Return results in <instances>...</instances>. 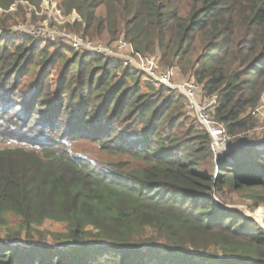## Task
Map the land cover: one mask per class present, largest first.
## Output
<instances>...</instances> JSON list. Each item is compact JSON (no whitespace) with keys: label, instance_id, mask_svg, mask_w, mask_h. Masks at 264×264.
I'll return each mask as SVG.
<instances>
[{"label":"trees","instance_id":"obj_1","mask_svg":"<svg viewBox=\"0 0 264 264\" xmlns=\"http://www.w3.org/2000/svg\"><path fill=\"white\" fill-rule=\"evenodd\" d=\"M18 1L43 0H0V9ZM56 1L63 16L79 15L80 38L122 35L135 52L158 51L161 70L176 60L202 98L216 97L212 117L229 138L252 129L264 94V0ZM27 37L0 38V264H264V227L210 193L250 187L263 205L264 143L228 153L215 175L204 168L209 135L192 113L197 125L186 128L181 93L149 78L142 91L130 63L63 38L51 55ZM32 65L41 69L28 91ZM82 140L128 160L101 168L68 148ZM46 220L64 224L59 244H32Z\"/></svg>","mask_w":264,"mask_h":264},{"label":"rangeland","instance_id":"obj_2","mask_svg":"<svg viewBox=\"0 0 264 264\" xmlns=\"http://www.w3.org/2000/svg\"><path fill=\"white\" fill-rule=\"evenodd\" d=\"M53 1V2H52ZM45 0V2L37 8L36 6H33L29 4L26 1H18L15 3L8 11H3L0 9V38L4 36H12L13 38L17 39L21 36H28L27 37V43L30 45H39L40 47H43L44 45L50 46L49 47V53L52 55L60 46L58 42L61 38H64V36H73L76 38H80L78 35H80V31L76 27V25H72V20H80V17L76 13H71L70 17L66 21H70V24L66 25L64 24L66 21L59 18V16L65 17L61 14V11L57 9L55 10V4L56 0ZM36 8V12L33 13V8ZM39 10V11H37ZM4 12V13H3ZM97 14L100 15L103 13V8L99 7L96 10ZM74 14L77 16L75 17ZM51 16V18L48 17ZM55 21L54 20V18ZM54 34V36L51 38L49 36V33ZM76 33V34H75ZM122 36V35H121ZM117 37L114 39H110L106 34L95 37L93 39L90 38H82L85 41H91L94 43H98L102 45L103 47H110V51L115 53V56H108L104 54H100L103 57H109V58H116L122 61V63H130L128 62L127 56L132 57L137 64H140L143 66V69L147 70L149 67L152 66L158 67L160 69H164L162 67V63L160 62L161 54L158 51H150V52H135L133 48L129 45V43L126 42V40L123 37ZM32 39H30V38ZM42 39H49L46 42H41ZM119 39L123 40V44L120 46H117V41ZM74 52V50L72 51ZM60 53L64 54V58H68L71 56V53H68L67 51H60ZM59 54V53H58ZM137 54V56L135 55ZM66 60L59 58L56 64L51 69L50 75L48 77L49 85L51 88L52 93H56L60 78H61V69L63 68V64ZM131 64V63H130ZM153 64V65H152ZM135 67V66H133ZM140 67V66H139ZM40 66L32 65L30 68V72L25 75L22 78L21 85L24 86V89H28L30 91V85H32L33 80L36 76L40 73ZM138 69V68H137ZM172 70V74L170 76V81L173 83H181L182 81H187L189 79H193L191 75H185L182 76L179 70V67L176 64V60L169 65L168 68ZM139 70V69H138ZM143 72V78L141 80V89L142 91H147V88L145 86L146 79L147 83L151 82L148 79V75ZM180 71V72H179ZM190 77V78H189ZM188 78V79H187ZM144 80V81H143ZM151 80V79H150ZM152 84L153 88L156 90L159 89L160 85L150 83ZM53 96L55 94H52ZM64 95V93H63ZM262 102L259 104L261 108V113L264 114V94L261 96ZM199 99L205 100L202 98L199 94ZM206 103V100H205ZM211 101L209 100L207 104H210ZM182 113L186 116L185 126L186 128L190 127V125L196 126V120L194 119V116L191 115V109L188 107V101L185 106L184 101L181 100ZM216 106V103H214ZM193 114V113H192ZM192 116V117H191ZM256 122L252 126V129H250L246 134L243 136H238L236 139H229V145L234 147V150H231L230 152H234L236 150L237 146H240V148L247 145V147H244L247 150V148H250L249 146L257 145L259 143H264V123L262 121L261 116L257 115L254 116ZM219 123V122H217ZM222 128L225 130L224 125L219 123ZM210 138V135H209ZM4 145V144H0ZM210 147H211V138H210ZM70 150L76 152L77 154L82 155V157H85L86 160L88 159L90 162L96 164L97 166H100L101 168H105L104 166L107 165L110 162H118V161H126L128 160L126 157H119L116 155H110L107 153L102 152L99 150L98 146L89 141H77L74 144L69 145L68 147ZM264 150V149H263ZM212 151V149H211ZM229 152V153H230ZM264 151H261V154ZM233 154V153H232ZM225 160H229L230 155H224ZM218 165L216 161V157L212 151V157L209 162L204 165V168H207L209 171H214V174L216 175L218 173ZM258 189L246 187L235 190H230L226 187H223L221 189H218L217 187H213L211 189V197L213 201L220 206V208L229 211V212H238L242 214L244 217L252 218L255 220L258 224L264 227V204L262 205L258 198ZM10 220V226L13 228L16 225L17 219L14 217L9 216ZM64 230V224L53 222L50 220H46L38 229L36 232H32V238L35 239L32 244H37L38 241H41L42 244H45L47 246L57 245L59 244L53 234L62 232ZM5 230L0 229V237H3L5 235ZM20 237L24 238V235L22 234ZM41 244V243H39Z\"/></svg>","mask_w":264,"mask_h":264},{"label":"built area","instance_id":"obj_3","mask_svg":"<svg viewBox=\"0 0 264 264\" xmlns=\"http://www.w3.org/2000/svg\"><path fill=\"white\" fill-rule=\"evenodd\" d=\"M44 2L45 0L42 1V4ZM42 4L40 7H42ZM56 6L57 5L55 4V10H57ZM74 16L77 17L75 14ZM48 17L51 18V16L49 15ZM69 17H70V14L65 17L59 16V18H61L64 21H66ZM49 36L52 38L54 34L50 32ZM64 37L65 39L64 38L63 39L69 42V44L75 49L85 50L92 54H104L108 56L110 55L112 57H114L115 55V53L110 51L109 49L110 47L105 48L98 43H94L91 41H85L82 38H76L73 36H64ZM122 44H123V40L119 39L117 41V46H120ZM135 55L137 56V54ZM127 59H128V62L132 64V66H135V68H138L139 70L144 71L149 76L148 78H150L154 84L163 85L172 90H175L176 92L181 93L186 98L189 104L188 107L192 110L191 112L196 117L198 122L205 128L208 135H210L211 149L216 157L217 165L220 166L221 160L224 157V155H227L231 150H234V147L229 145L230 138L227 135L226 131L212 117V112L215 108L214 103H216V97L215 96L207 97L205 99L206 100V103H205V100L199 99L200 87L193 79L182 81L181 83L176 84L170 81L172 70L171 71L170 69H165V70L160 69L159 70L158 67H154V66H152L151 68L149 67L147 70H145L143 69V66H141L140 64H137L132 57L127 56ZM209 100L211 101V103L207 104ZM251 114L254 116H257V115L261 116L262 121L264 123V114L261 113L260 106H257L256 108L252 109ZM243 135L244 134L241 133L238 136H243ZM240 146H237L236 149L240 148Z\"/></svg>","mask_w":264,"mask_h":264}]
</instances>
